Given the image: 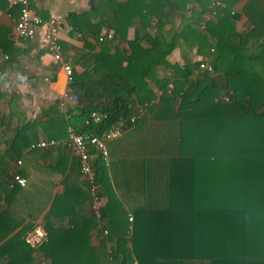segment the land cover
<instances>
[{
	"label": "trees",
	"instance_id": "trees-1",
	"mask_svg": "<svg viewBox=\"0 0 264 264\" xmlns=\"http://www.w3.org/2000/svg\"><path fill=\"white\" fill-rule=\"evenodd\" d=\"M108 1L91 11L95 23L70 16L74 31L99 43L92 60L100 69L70 63L77 98L66 109L59 97L43 118L13 121L14 112H2L0 78V264H32L39 254L50 264H264V0L242 9L243 0ZM242 15L248 24L239 30ZM104 28L113 36L100 41ZM176 50L182 60L172 62ZM92 111L105 117L86 123ZM121 121L111 142L128 139L126 158L144 168L126 188L145 198L129 204L119 195L112 171L122 158L113 160L111 142L108 162L90 146L97 193L107 200L99 220L80 158L61 141L70 125L102 135ZM41 140L60 143L31 148ZM53 151L48 167L64 175L65 189L44 217L49 240L32 247L24 237L35 226L31 199L15 204L30 187L9 185L28 175V155ZM255 233L259 248L250 246ZM204 234L223 244L208 251Z\"/></svg>",
	"mask_w": 264,
	"mask_h": 264
},
{
	"label": "crops",
	"instance_id": "crops-1",
	"mask_svg": "<svg viewBox=\"0 0 264 264\" xmlns=\"http://www.w3.org/2000/svg\"><path fill=\"white\" fill-rule=\"evenodd\" d=\"M245 2L246 0H243L238 9H242ZM113 3L112 1L109 3L108 0H40L37 5H33V8L45 20L52 17L60 20L59 36L64 46V61H68V63L74 61L76 69L80 72L89 64L92 71L99 72L100 67L92 60V55H96L99 51V43L91 37L86 40L79 32L74 31L73 24L70 23L69 19L71 15H77L85 20V24L95 23L100 15L93 17L91 11L98 7L109 8ZM19 13L20 6L14 3V0H0V71L2 72L0 78L3 79L1 80L2 90L8 95V98L2 102V112L4 114L14 112L13 121L16 122H33L44 117V110L51 108L52 104L61 97L68 87V83L61 64L54 60L47 48L43 27L39 29L40 31L34 39H22L17 35L15 24ZM247 22L248 17L242 15L237 23L238 29H245ZM133 37L134 29L132 28L129 32V38L132 39ZM88 41L93 47L88 46ZM179 52V50L174 51L169 57L170 61H181L182 57ZM130 146L128 139L124 138L110 143L113 160L118 157L122 158L121 164L117 165V168L112 171L113 184L116 185L119 195L123 194L129 204L133 201L141 203L145 198L144 195L136 190L128 191L126 188V180H129L131 176L136 177L138 174L136 171L144 168L141 165L132 166L131 157L126 158ZM57 157L56 151H53L47 157H40L35 154L28 155L25 159L28 175L24 177L30 187L29 199L17 200L15 203L16 206L22 203L26 204L31 199L27 206L33 216L31 220L35 224L42 225L46 231V224L49 223L44 219L45 214L50 210L56 194L63 192L65 189L61 182L64 175L60 171L57 172L48 167V164L55 163ZM119 181H121L122 186L118 188L116 182ZM37 195L41 200L39 203H36ZM125 207L131 208L130 205H125ZM48 227L53 228L51 225H48ZM21 229L22 227L18 228L16 232ZM218 234L220 235V233ZM204 235L202 244L208 251L210 248H214L215 244H223L220 240L212 241V235L210 234ZM254 235H256V238L250 242V246L259 248V236L256 233ZM93 241L97 242L96 232L93 233ZM32 264H50V260L39 254ZM204 264L215 263L208 257L205 259Z\"/></svg>",
	"mask_w": 264,
	"mask_h": 264
},
{
	"label": "built area",
	"instance_id": "built-area-1",
	"mask_svg": "<svg viewBox=\"0 0 264 264\" xmlns=\"http://www.w3.org/2000/svg\"><path fill=\"white\" fill-rule=\"evenodd\" d=\"M39 2L40 0H14V3L20 6V13L19 17L16 20L15 31L17 35L22 39H34L40 31L39 29L43 27L47 48L52 54L54 60L61 64V67L63 68L67 78V83L69 84L73 80L74 69L70 63L64 61V47L62 42L60 41L59 36L61 29L60 20L56 17L45 20L40 15H38L34 10L33 5H37ZM216 3L220 4L219 1H216ZM112 36V30L103 29L100 41H102L106 37L110 38ZM205 66L206 64L202 67ZM0 74H2L1 71ZM76 98L77 96L73 93H70L69 88L67 87L60 97V105L64 109H66L69 102L75 100ZM104 117V115L98 113L97 111H92L89 118L86 120V123H99L103 120ZM124 127L125 121H121L118 125L105 131L102 135H95L89 133H79L73 126L70 125L68 127L67 138L61 141L71 152V154L76 155L80 158V171L83 175V178L88 180V183L90 184V191L93 193L92 211L99 220L101 218V209L104 206L106 200L105 197L100 196L97 193V186L94 182L95 173L92 159L90 157L89 148L90 146L96 147L108 162L109 143L122 135ZM58 143L60 142L57 140H52L50 143L46 141H39L32 144L31 148H42L48 146L49 144ZM18 164H21V160L18 161ZM16 184L26 186L27 179L21 174L16 173L13 175V179L9 186L10 188H13ZM130 221H133L132 214H130ZM130 229H132L131 225ZM104 230L105 234L108 233L107 229ZM24 237L26 242L29 243L32 247H38L43 242L49 240L48 232L39 223L35 224V226L29 232H27Z\"/></svg>",
	"mask_w": 264,
	"mask_h": 264
},
{
	"label": "rangeland",
	"instance_id": "rangeland-1",
	"mask_svg": "<svg viewBox=\"0 0 264 264\" xmlns=\"http://www.w3.org/2000/svg\"><path fill=\"white\" fill-rule=\"evenodd\" d=\"M180 53V52H179ZM178 58H179V56H178ZM36 188H39V187H36ZM36 188H35V194L37 193V191H36ZM41 200H40V198H39V195H37L36 196V203H39ZM39 207V206H38Z\"/></svg>",
	"mask_w": 264,
	"mask_h": 264
}]
</instances>
